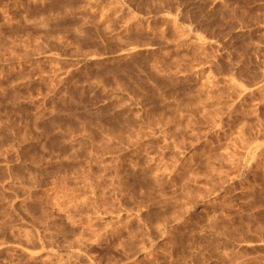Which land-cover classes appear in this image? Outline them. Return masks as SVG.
Segmentation results:
<instances>
[{"label":"rangeland","instance_id":"rangeland-1","mask_svg":"<svg viewBox=\"0 0 264 264\" xmlns=\"http://www.w3.org/2000/svg\"><path fill=\"white\" fill-rule=\"evenodd\" d=\"M0 264H264V0H0Z\"/></svg>","mask_w":264,"mask_h":264}]
</instances>
